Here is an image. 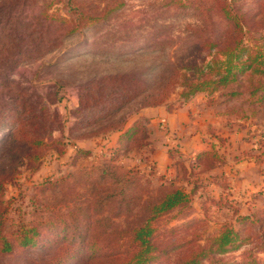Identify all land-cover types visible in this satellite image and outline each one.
Instances as JSON below:
<instances>
[{
	"label": "rangeland",
	"instance_id": "obj_1",
	"mask_svg": "<svg viewBox=\"0 0 264 264\" xmlns=\"http://www.w3.org/2000/svg\"><path fill=\"white\" fill-rule=\"evenodd\" d=\"M229 2L242 16L243 43L259 45L264 52V0ZM214 5V0H0V169L14 168L13 179L3 186V200L10 202L6 226L40 222L55 211L67 224L64 229L58 224L53 231L41 227L43 239L36 247L0 254V264H94L95 259L108 260L121 250L118 238L125 226L146 216L135 198L152 203L170 183L149 172L145 159L152 164L151 154L138 146L145 136L154 146L162 138L171 147L180 145V140L164 126L158 129L164 135L157 131L151 137L147 121L140 119L146 130L139 133L140 140L144 137L141 143L130 141L131 150L114 152L111 133L145 108L179 107L195 96L184 100L180 95L181 76L188 73L183 67L206 53L201 38L210 30L209 38L222 40L232 28L219 21ZM206 9L212 12L203 16ZM81 13L98 18L83 19L76 28ZM210 59L207 56L205 63ZM219 92L222 89L196 95L215 114L223 110L235 114L225 118V125L250 131L253 124L264 121V104L248 106L246 95L224 101ZM160 98L163 103L152 106ZM189 103L194 107L198 101ZM248 107L255 117L237 119ZM18 128L42 144L26 147L17 139L22 136L14 138ZM78 143L83 150L76 147ZM249 145L253 155L261 152L257 137ZM11 152L16 158L9 159ZM32 155L35 160L29 159ZM174 160L181 168L177 187L193 193L189 204L152 222L156 243L168 250L153 264H174L179 254L203 245L223 225L240 233L241 245L217 258L248 263L251 256L262 264L264 189L247 197L259 219L241 221L237 195L223 185L210 184L209 173L192 171L194 161L187 162L188 171L182 155H174ZM101 166H112L119 175L121 170L136 173L135 183L124 184L129 187L125 197L107 199L103 210L95 202L115 193L117 183L112 179L93 188L91 183L99 181L96 168ZM213 166L211 158L203 165ZM214 169L219 172L220 164ZM255 171L245 172L250 183ZM93 242L95 254L90 249Z\"/></svg>",
	"mask_w": 264,
	"mask_h": 264
},
{
	"label": "trees",
	"instance_id": "obj_2",
	"mask_svg": "<svg viewBox=\"0 0 264 264\" xmlns=\"http://www.w3.org/2000/svg\"><path fill=\"white\" fill-rule=\"evenodd\" d=\"M214 2L216 5L212 8L215 9L217 18L220 22L226 23L227 25L229 24L232 27L230 28L231 31L226 32L222 40L209 38L213 32L211 30L207 35L201 38L203 43L202 47L206 50V53L200 57L198 62L194 60L183 67L188 73L181 76L184 90L180 95L184 100H187L188 97L194 96L200 92L211 94L214 91L222 89V92H219V96L224 98V101L234 100L246 95L249 99L247 102L248 106H257V108H260L261 105L264 104V52L259 45L248 46L243 43L241 26L242 16L230 7L229 0H214ZM206 10L207 12H204L205 14H203V16L206 15V13L212 12L211 9ZM97 18L98 16L96 15L88 16L87 14L81 13L75 20L76 28L83 23V19L86 21H93ZM207 56H211V59L205 63V58ZM163 101V98H160L153 102L152 106L160 105ZM207 107H210V109L212 108L211 106ZM232 113L233 112L223 110V112L221 111L215 115L225 119L235 116V114ZM240 113L241 116L237 118L239 120L248 121L255 117L254 112H249V107L247 110ZM124 126L125 125L116 128L113 132L116 135L114 139V144L116 145L114 152L131 150L127 147L128 142L141 143L144 138L142 137V140H140L139 136L142 130L146 132L141 122L136 121L128 128H124ZM13 135L14 138L22 136V139H17L26 147L35 148L42 144V140L27 134L22 128H18ZM215 137L217 138L218 144L223 143V139L220 138V136ZM256 137L261 150L260 153L264 154V121L260 124H253V129L248 131V140ZM73 148L71 147V149ZM143 148H148L149 152H152L151 143L146 136L137 150L140 151ZM79 151L80 150H75L76 153H81ZM174 155H180L179 146L168 150V156L172 160V165H179V162L174 160ZM259 157L260 156L257 155L255 159L257 160ZM14 158H16V154L11 152L9 154V159ZM207 158H211L214 164L213 169L216 164L221 162L220 157L216 153L205 152L197 156L196 160L192 163V171L199 170L210 173L213 169L210 167L205 169L203 167ZM29 159L35 160L36 156L32 155ZM8 166L11 168L8 169L3 167L0 169V254H10L16 249L36 247L41 239H43V232L40 230L43 226V231H53L55 230L54 227H59V225L62 226L63 229L67 226L66 222L62 219L63 217L56 214L58 211H55L51 216H47L45 220L40 222H31L27 224L20 222L12 228L6 226L7 220L5 215L8 213L10 202H5L3 200V186L7 181L13 179L14 173V168L10 165ZM145 166L150 173L155 174L154 166L147 162V159H145ZM112 169L116 168H112V166H101L96 168V172L99 174L97 176L99 181L98 183H91L95 186L93 187L94 189L108 180L113 179L117 183L115 193L111 192V194H104L101 200L95 202V206L99 210H103V205H105L107 199H111L112 197H125L124 195L129 191V187L125 186V183L130 180L134 183L136 182V173L131 171L132 176H129L131 172L119 169L121 170L119 175ZM209 177L211 179L210 184L216 186L223 185L226 191L231 192L230 187L221 174L209 175ZM164 179L170 180L169 187L165 188L167 189L166 192L160 195L159 198H156L154 202L150 203L147 200H142L141 197L135 198V200L140 202L138 205L139 210L146 212V216L141 222L133 226H125L123 233L118 238V241L120 240L122 245H120L121 250H118V252L113 254L108 260L101 261L100 259H95L94 264H153L160 257L166 256L168 252L167 248H161L155 241L156 229L152 222L157 217L177 207L189 204L193 190L186 192L182 187H177L176 184L178 181L176 178L175 180L169 178ZM249 201V198L246 201H242V204L246 205L243 206L246 207V209H240L237 213V218L241 221L253 222L259 219L255 209L248 207ZM240 237V233L231 226L223 225L214 236L208 237L203 245H196L179 254L175 258L174 264H258L255 259H251V256H249L250 262L248 263H228L217 258V256H221L239 248L241 245ZM88 240L92 242L90 236ZM91 245L90 249L95 254L97 248L96 243L93 242ZM96 254L99 255V252ZM262 264H264V262Z\"/></svg>",
	"mask_w": 264,
	"mask_h": 264
},
{
	"label": "crops",
	"instance_id": "obj_3",
	"mask_svg": "<svg viewBox=\"0 0 264 264\" xmlns=\"http://www.w3.org/2000/svg\"><path fill=\"white\" fill-rule=\"evenodd\" d=\"M194 99L198 103L194 107H189L192 105L189 102L194 101ZM140 119L147 121L146 127L151 137L157 131L161 133L158 129L163 126L170 133L176 134L173 137L180 140V145H178L180 156L182 155L183 159L186 160L185 164L188 171V161H195L197 156L205 152L216 153L221 159V162L218 163L221 169L219 172L213 169L209 175L221 174L223 176L231 189V193L233 192L239 197L242 210L246 209L243 207L246 205L242 204V201L247 200L250 192L264 189V171H262L264 169V165H262L264 164V154H257L260 157L256 160L255 156L257 155L252 154L251 145H249L251 140L246 138L248 130H234L231 125L230 127L225 125V119L215 115L213 110L207 107L202 96L195 95L193 98L184 101L179 107L171 108L168 104H163L155 108H145L135 119L125 123L124 128L130 127ZM161 134L164 135V132ZM215 136H220L223 143L218 144ZM115 137L114 133L110 136L112 140ZM162 141L155 146L154 144L151 145L150 159L154 166L155 175L178 179L180 165H172V160L168 156V150L173 147L166 146L168 143L165 142L164 138ZM78 144L76 147L83 150V144ZM252 169L256 171L250 173V177L254 179L250 183L247 180L249 176L245 177V172Z\"/></svg>",
	"mask_w": 264,
	"mask_h": 264
}]
</instances>
